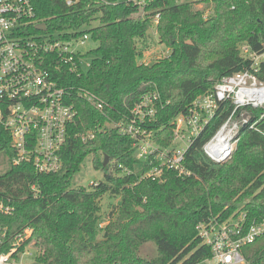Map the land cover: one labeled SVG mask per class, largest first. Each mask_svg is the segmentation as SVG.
Returning <instances> with one entry per match:
<instances>
[{"label": "trees", "instance_id": "1", "mask_svg": "<svg viewBox=\"0 0 264 264\" xmlns=\"http://www.w3.org/2000/svg\"><path fill=\"white\" fill-rule=\"evenodd\" d=\"M33 3L38 23L50 34L69 38L87 32L97 46L86 69L71 72L63 62L61 71L52 70L78 111L60 171L40 173L31 162L14 165L11 134L0 124V151L10 161L0 174V197L15 207L0 223L10 241L31 229L25 242H32L47 264H204L213 252L198 223L242 212L248 223L264 219L263 108H249L258 130L243 126L232 157L217 163L202 147L234 108L229 100L222 103L187 153L190 176L167 170L161 178H142L146 167L141 169L135 156L134 140L113 126L131 116L144 94L157 93L156 117L146 127L162 145L170 144L173 120L198 96L228 75L253 69L249 54L264 52V0H214L207 18L194 4L172 0H155L146 8L132 0ZM154 26L168 52L147 63L143 58ZM257 75L264 81V60ZM90 155L105 180L76 186L75 176ZM106 196L118 200L104 215ZM149 243L156 249L153 257L140 252ZM243 254L247 264H264V235L246 244Z\"/></svg>", "mask_w": 264, "mask_h": 264}, {"label": "built area", "instance_id": "2", "mask_svg": "<svg viewBox=\"0 0 264 264\" xmlns=\"http://www.w3.org/2000/svg\"><path fill=\"white\" fill-rule=\"evenodd\" d=\"M77 1L65 0L69 6ZM132 1L146 8L155 0ZM172 1L192 3L206 18L214 10V0ZM159 18L160 13H156L155 24ZM37 25L33 0H0V124L11 134L14 165L31 162L40 173H55L63 166L62 150L78 111L69 101L67 89L52 78V70L61 71L63 62L69 64L71 72L86 69L90 64H85V54L80 49L91 36L85 32L61 38L50 34L47 28L38 30ZM34 27L38 32H34ZM249 56L253 69L222 78L213 89L198 96L187 112L176 116L168 145H162L155 132L146 127L156 117L157 93L144 94L129 118L113 122L120 134L134 140L135 156L141 169L146 167L142 178H161L167 170H175L180 176L192 175L186 165L187 153L225 101H231L234 108L203 144L208 157L217 163L227 161L234 153L240 129L250 125L258 130L257 121L251 122L249 108L264 109V81L257 75L264 52H251ZM88 99L92 101L94 97L88 95ZM96 107L103 109L104 105L96 102ZM99 183L92 181L90 186ZM14 209L9 198L0 197V216L11 215ZM196 227L204 243L211 247L215 264H247L243 247L264 235V219L248 223L244 212L225 220L203 221ZM31 233V229H26L10 241L8 228L0 223V264H47L33 243L25 242ZM28 247L34 248V255Z\"/></svg>", "mask_w": 264, "mask_h": 264}, {"label": "rangeland", "instance_id": "3", "mask_svg": "<svg viewBox=\"0 0 264 264\" xmlns=\"http://www.w3.org/2000/svg\"><path fill=\"white\" fill-rule=\"evenodd\" d=\"M144 14V12L142 13ZM149 38L148 43L150 44L149 49L146 51L143 60L147 63L155 60L159 57L164 56L167 54L168 49L165 45L161 44L158 41L156 27L154 26L149 31ZM97 46V42L93 39H90L83 47H81V52L85 54L84 62L86 65L90 64L92 61V55L90 53ZM93 156L90 155L85 160L84 164L82 165L81 171L75 176V185L76 186H86L89 187L92 181H101L105 180V175L101 170L96 169L92 163ZM10 166V161L8 155L4 151H0V174H3ZM118 199H109L107 196L103 199V214L107 212L109 203L116 202ZM33 255L35 254V250L33 247L27 248ZM141 254L145 255L146 257H153L156 254V249L154 244L149 243L146 244L141 250ZM204 264H215L211 259H208Z\"/></svg>", "mask_w": 264, "mask_h": 264}, {"label": "water", "instance_id": "4", "mask_svg": "<svg viewBox=\"0 0 264 264\" xmlns=\"http://www.w3.org/2000/svg\"><path fill=\"white\" fill-rule=\"evenodd\" d=\"M46 28L47 27H46V25L44 23L37 25V29L38 30L44 31V30H46ZM108 162H109V157L106 156L105 159H104V165H107Z\"/></svg>", "mask_w": 264, "mask_h": 264}]
</instances>
